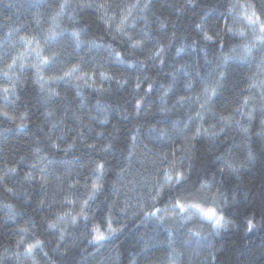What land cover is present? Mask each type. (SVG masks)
<instances>
[{
  "label": "clouds",
  "instance_id": "obj_1",
  "mask_svg": "<svg viewBox=\"0 0 264 264\" xmlns=\"http://www.w3.org/2000/svg\"><path fill=\"white\" fill-rule=\"evenodd\" d=\"M34 2V11L0 35V209L15 221L20 211L8 198L27 204L38 185L36 207L51 212L45 230L58 235L49 250L35 224H16L0 240V264H61L55 257L89 246L88 256L99 253L90 264H215L223 250L216 241L240 227L227 214L236 194L229 199L221 177L242 185L264 159V0H212L201 6L191 36L158 14L155 0ZM174 3L179 16L198 0ZM88 10L102 33L81 24ZM214 12L222 19L209 22ZM173 48L162 82L151 73ZM189 50L201 55L178 59ZM26 88L35 92L31 109L20 107ZM122 122L130 125L126 147ZM33 124L41 135L24 151L10 145L8 133ZM202 156L212 167L198 166ZM106 186L112 199L101 224L92 202ZM81 221L85 229L72 231ZM130 221L167 235L142 232L145 242L125 261L107 242ZM261 229L264 214L245 218V235Z\"/></svg>",
  "mask_w": 264,
  "mask_h": 264
},
{
  "label": "trees",
  "instance_id": "obj_2",
  "mask_svg": "<svg viewBox=\"0 0 264 264\" xmlns=\"http://www.w3.org/2000/svg\"><path fill=\"white\" fill-rule=\"evenodd\" d=\"M211 3L212 0H198L196 7L189 8L183 14L177 16L174 11V0H155V10L161 16H169L175 20L179 32L191 36L194 34V23L199 19L200 15H202L201 6ZM38 6L39 5H37L34 0H0V35H2L9 27L19 24ZM81 15L83 17L81 24L89 26L88 32L90 34L103 32V25L96 19L95 12L88 10ZM208 19L209 22H211L215 19H222V17H218L217 13L214 12ZM215 47V45H209V52H214ZM173 52L174 48L169 52L162 69H157L151 73L152 75H157L158 80L162 82H166L168 79L164 73L167 72L169 63L175 62L173 61ZM200 55L199 52L191 53L189 50L188 55L178 59L192 61ZM120 70L128 72L132 71L131 69H127L126 66H121ZM158 88L159 84L153 86V96ZM141 91H143V89H141ZM20 95L22 98L20 102L21 108L27 106L31 109L33 104L36 103L34 99L35 92L33 89L26 88L20 93ZM119 95L120 94H117V96L113 98L115 103L121 102ZM89 103H91V101ZM30 115L35 119L37 112L32 111ZM4 123L7 122L5 121ZM121 127L124 129V132L121 134V144L126 147L127 141L124 137L127 135V128L130 127V125L126 126L122 122ZM40 135L41 134L36 130L35 124L20 131L18 136L15 129L7 134L10 145H14L15 149L18 151H24L25 146L30 145L33 139ZM254 147L258 148V144L255 141ZM68 158H71V154ZM84 158H88V155L86 154ZM210 161V157L202 156L200 162H198V166L207 165L212 167ZM21 167L24 166L21 165ZM221 179L223 181L222 190L228 194L229 199H231L233 193L236 194L237 201L229 205L227 208V214L235 219L240 227L239 229H233L223 233L216 241L217 246L223 244V250L217 254L215 264H264V229L253 231L247 235H245L243 231L244 220L249 214L253 212H255L257 216L264 214V159L256 163L252 170L245 174L242 185L234 177H221ZM42 194L43 190L37 185L31 192V201L27 204L22 202L24 199L23 196L19 199L8 198L12 199L13 202L18 205L20 215L16 217L15 221H13L6 218L5 214L7 213V209H0V240L8 239L13 235L12 229H14L16 224L28 221L30 224H35L37 226V235L45 241L46 247L49 250L52 248L56 243L58 233L45 230V217H49L51 212L47 208L36 207V202ZM105 195L108 196L107 200L104 198ZM111 199L112 197L106 186L105 194H102L96 201L92 202V206L97 209L95 219L101 224L106 223L105 217L108 213V205ZM85 227V222L81 221L79 226L72 231L79 233L81 230H84ZM153 229L154 225L151 223L145 228L143 225L137 226L135 221H130L124 227L122 232L117 234L107 243L109 245L117 246L122 254V259L126 261L130 258L129 254L137 252L139 246L145 242L140 239L142 232H151V234L157 238L166 237V233L162 231H153ZM145 239H148L147 235L145 236ZM64 246V244H61L62 248ZM93 247L95 246H89V248L83 252L80 248L73 247L69 249L67 255L63 258H55L60 259L61 264H90L91 260L99 257V253H97L95 257L88 256V253L92 251ZM101 251H103V249H101ZM85 257L88 258L87 262L85 261Z\"/></svg>",
  "mask_w": 264,
  "mask_h": 264
},
{
  "label": "snow or ice",
  "instance_id": "obj_3",
  "mask_svg": "<svg viewBox=\"0 0 264 264\" xmlns=\"http://www.w3.org/2000/svg\"><path fill=\"white\" fill-rule=\"evenodd\" d=\"M201 211H202L203 215H205L208 218H213L216 216V213L213 209H208V210L201 209ZM221 219H222V217L217 219V224H219ZM101 238H102V234H101Z\"/></svg>",
  "mask_w": 264,
  "mask_h": 264
}]
</instances>
